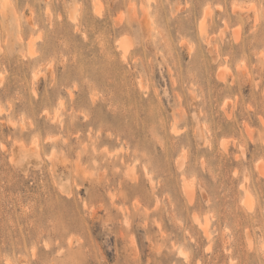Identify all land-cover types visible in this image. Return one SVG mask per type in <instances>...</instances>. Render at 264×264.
I'll use <instances>...</instances> for the list:
<instances>
[{
	"label": "clouds",
	"instance_id": "obj_1",
	"mask_svg": "<svg viewBox=\"0 0 264 264\" xmlns=\"http://www.w3.org/2000/svg\"><path fill=\"white\" fill-rule=\"evenodd\" d=\"M13 63L29 72L0 98V213L16 210L0 264H99L97 247L111 260L121 235L122 264H142L138 232L147 264L176 253L172 264H212L191 255L196 231L205 252L223 243L224 264H264V198L217 226L211 199L193 206L201 178L218 179L209 153L232 163L231 180L264 190V0H0V90ZM100 109L110 119H94ZM160 154L182 196L192 185L182 213L160 192ZM169 205L182 243L164 229Z\"/></svg>",
	"mask_w": 264,
	"mask_h": 264
},
{
	"label": "rangeland",
	"instance_id": "obj_2",
	"mask_svg": "<svg viewBox=\"0 0 264 264\" xmlns=\"http://www.w3.org/2000/svg\"><path fill=\"white\" fill-rule=\"evenodd\" d=\"M111 13L115 16L121 9V3H114L110 6ZM201 12L200 4L194 3L192 7L193 16ZM104 13H102L103 15ZM25 15H28L25 13ZM178 23H182V20H178ZM110 25V21L107 20L105 15L104 20H97L94 27L97 31L104 29ZM59 33H54L45 38L44 44L41 46L42 51L47 52L53 48L58 40ZM76 42H79L80 38H75ZM91 39V37H90ZM83 47L88 48V45H83ZM98 51L96 48H90L88 53L85 55H90ZM10 77L9 82L5 86V89L0 90V98H5L11 96L15 93L20 85V82L24 79L26 74L29 72V68L25 65H9ZM63 69H58V72H62ZM71 72V69H69ZM26 104L17 105L18 109L26 108ZM94 119L108 120V117L103 109L96 112ZM119 123V121H115ZM134 135H138V132H134ZM251 147V146H250ZM159 152V149L157 150ZM209 164L212 168L214 174H218V179L214 180L212 175L205 174L201 178V183L204 188V194L202 195L199 191L195 193V203L194 208L197 211H201V201L211 199L213 201L212 210L216 212L218 219L214 222V226L222 225L224 222H234L238 219H242V211H237V206L240 210L252 209L254 204L257 202V196L264 198V190L261 189L260 183H255L250 185L247 180L236 183L228 177L229 169L232 167V163L229 161H221L218 157L213 158L214 154L209 153ZM250 158V157H249ZM155 171L158 176L163 177V185L160 192L163 193L167 191L175 204V209L177 212L182 213L183 203L186 196L193 192L192 185L190 183H184L183 185V196L181 194V189L177 187L174 177L172 176V169L168 166V160L163 154H160L157 158L155 164ZM192 172L191 165L188 168V174ZM16 187V186H13ZM83 193V190H81ZM169 211L165 215L164 229L172 233L175 240L182 243L183 233L176 229L172 224L168 223L167 215L171 214L172 205H169ZM15 209L9 208L7 204L4 205V211L0 213V234L9 231L13 224H16L15 219ZM203 228V225L200 226ZM217 230L219 228L217 227ZM196 231V230H194ZM15 234H19L20 227H16L14 230ZM191 234V233H190ZM203 233L196 231V235L193 237L196 240L195 245H190L191 255L196 258H203L204 260H210L212 264H224L226 257L228 256V251L225 249L222 242L214 238V244L212 249L205 252L207 238H201ZM112 246L108 249L113 253V259H108V252L104 250L103 246L97 247V260L99 264H122L126 258V243L125 238L121 236H113ZM98 245H101V241H97ZM198 245V246H197ZM136 255L137 258L142 262V264H147V260L152 258L151 246L147 244V241L143 240L142 233H137L136 241ZM163 264H172V261L179 259V254L168 255L165 254L161 257Z\"/></svg>",
	"mask_w": 264,
	"mask_h": 264
}]
</instances>
